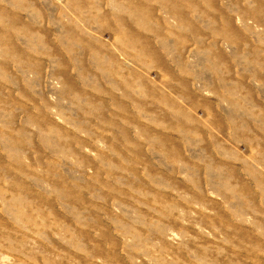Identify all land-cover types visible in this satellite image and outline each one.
Wrapping results in <instances>:
<instances>
[{"label": "rangeland", "instance_id": "rangeland-1", "mask_svg": "<svg viewBox=\"0 0 264 264\" xmlns=\"http://www.w3.org/2000/svg\"><path fill=\"white\" fill-rule=\"evenodd\" d=\"M0 264H264V0H0Z\"/></svg>", "mask_w": 264, "mask_h": 264}]
</instances>
